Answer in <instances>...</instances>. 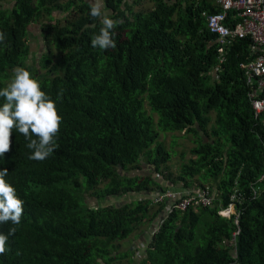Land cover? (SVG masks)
<instances>
[{"label":"trees","instance_id":"1","mask_svg":"<svg viewBox=\"0 0 264 264\" xmlns=\"http://www.w3.org/2000/svg\"><path fill=\"white\" fill-rule=\"evenodd\" d=\"M143 2L104 0L102 11L122 23L116 46L100 50L90 46L102 25L88 0H0V87L24 67L62 117L42 161L29 159L22 134L10 136L0 168L23 212L19 224H0L5 235L15 229L0 264H264V115L254 116L240 68L253 44L217 41L207 21L221 13L215 0H149L151 9L137 10ZM32 25L43 53L30 66ZM163 133L194 139L175 178ZM144 166L151 176H129ZM194 184L216 191L213 208L167 214L171 201L154 202ZM234 195L239 226L219 216ZM157 223L139 262L133 248L116 252Z\"/></svg>","mask_w":264,"mask_h":264},{"label":"clouds","instance_id":"2","mask_svg":"<svg viewBox=\"0 0 264 264\" xmlns=\"http://www.w3.org/2000/svg\"><path fill=\"white\" fill-rule=\"evenodd\" d=\"M104 0H92L89 16L99 18L102 25L90 37V46L100 50L116 46L114 27L122 23L107 15L102 8ZM6 33L0 31V44ZM14 76L4 87H0V160L10 150V136L13 132L22 134L32 151L29 159L44 160L57 147L56 139L62 117L58 114L56 102L42 89L26 68L14 67ZM8 171L0 168V224L11 221L19 224L23 212V201L17 196L14 186L6 180ZM15 231L10 228L7 235L0 233V253L6 251V241Z\"/></svg>","mask_w":264,"mask_h":264},{"label":"built area","instance_id":"3","mask_svg":"<svg viewBox=\"0 0 264 264\" xmlns=\"http://www.w3.org/2000/svg\"><path fill=\"white\" fill-rule=\"evenodd\" d=\"M221 13L207 18L210 32L217 37V41L223 46H230L236 40L248 38L253 44V57L249 62L241 64L248 87V101L254 112V116L264 115V0H215ZM233 17H231V15ZM236 22L233 23V19ZM256 197V190H252ZM169 202L167 214L172 212H185L189 207L213 208L215 196L209 190L195 189L179 192L169 191L155 197L154 202L161 204ZM237 196L231 198L227 208L219 211V216L224 219H234V224L239 226L240 213L237 208ZM240 234L237 231L233 235L232 244L236 247V238ZM236 253V250H235Z\"/></svg>","mask_w":264,"mask_h":264},{"label":"rangeland","instance_id":"4","mask_svg":"<svg viewBox=\"0 0 264 264\" xmlns=\"http://www.w3.org/2000/svg\"><path fill=\"white\" fill-rule=\"evenodd\" d=\"M89 3L91 4L92 0H88ZM132 1L133 0H129ZM135 1V0H134ZM133 1V2H134ZM137 10H149L152 8V4L149 3V0H144V2L142 3V5L135 7ZM58 17V16H56ZM39 26L37 25H32L31 26V36H30V42H31V56H30V60H28V64L31 66L33 65V63L37 62V60L40 59L41 54L43 53V46H41L42 41L40 40V32H39ZM145 109L147 110V112L149 114H151V110L149 108V106L147 105V103L145 104ZM155 120L157 121V116H154ZM193 138L192 137H185L183 135V133H175V134H162L160 136L159 141L163 142L166 146V149H168V151L171 153V161L169 163V167L171 169V172L173 174V177H178V167L180 166L181 163H186L189 159H190V155L188 153L189 149L193 146ZM183 153V159H181V154ZM153 174V171L150 167L144 166L141 170H137V171H132L129 173V176H151ZM154 178L155 177L154 175ZM163 186L167 187L170 185L167 184V182L162 178ZM178 187V186H177ZM175 187V188H177ZM194 189H202L200 188L199 185L194 184L193 186ZM171 188V187H170ZM180 188V187H179ZM171 190V189H170ZM172 191V190H171ZM181 192V191H179ZM163 193V192H162ZM161 195V193L159 192L157 194ZM134 198V197H133ZM85 199H89L88 196H85ZM132 200L131 197L128 198L126 197V200H122V201H130ZM114 201H111L109 205L113 204ZM117 203V202H116ZM88 206L89 207H95L96 203L95 202H90V199L88 200ZM153 226L151 225H145L143 226V228L141 229L140 232H137L138 234L136 235H132L130 236V238L126 239L125 241H122L119 243L120 247L118 248V250H116V252L119 254L121 252L127 251L130 248L134 249V259L135 262H139L144 256H145V247L148 246L149 244V238L151 239V233L149 235V238L147 237L148 233L152 230ZM153 231V230H152ZM132 259V258H131ZM114 264H130L129 260L127 259H122V260H118L116 261Z\"/></svg>","mask_w":264,"mask_h":264},{"label":"crops","instance_id":"5","mask_svg":"<svg viewBox=\"0 0 264 264\" xmlns=\"http://www.w3.org/2000/svg\"><path fill=\"white\" fill-rule=\"evenodd\" d=\"M134 1V0H133ZM132 1V2H133ZM131 2V1H130ZM193 190V189H192ZM195 190V189H194ZM213 196H215V200H216V191H214L213 193H211ZM238 202L239 201H237V204H238ZM215 203V202H214ZM224 209V208H223ZM222 210V209H221ZM236 210L238 211V207L236 208ZM239 212V211H238ZM233 221H234V219H232ZM158 224H160V223H157L156 225H153L154 227H152L151 229L153 230H151L149 233H148V235H147V237L149 238V235L152 233V232H154V230H155V228H157L158 227ZM153 235V233L150 235V236H152ZM149 240V239H148ZM235 250H236V253H235ZM234 256L236 257L237 256V248L236 247H234Z\"/></svg>","mask_w":264,"mask_h":264},{"label":"bare ground","instance_id":"6","mask_svg":"<svg viewBox=\"0 0 264 264\" xmlns=\"http://www.w3.org/2000/svg\"><path fill=\"white\" fill-rule=\"evenodd\" d=\"M261 118V117H260ZM263 118H264V116H263Z\"/></svg>","mask_w":264,"mask_h":264}]
</instances>
